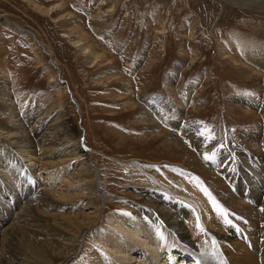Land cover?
Here are the masks:
<instances>
[{
  "label": "rangeland",
  "instance_id": "374dc122",
  "mask_svg": "<svg viewBox=\"0 0 264 264\" xmlns=\"http://www.w3.org/2000/svg\"><path fill=\"white\" fill-rule=\"evenodd\" d=\"M113 6L116 11L106 13ZM55 7L56 12L47 14ZM0 17V82L7 72L12 101L33 109L31 115L60 112L74 134L85 135L84 146L94 157L104 193L111 198L104 201L105 211L99 213L91 236L110 223L112 213L123 214L138 204L139 199L130 195L128 161L139 160L150 173L176 187L173 171L183 164L176 151L194 157L200 153L201 147H193L176 130L165 125L159 132L152 131L149 122L142 123L144 103L151 98L163 101L178 123L206 133L204 141L213 144L201 154L228 149L230 139L238 140L236 133L254 128L258 141L263 140L258 123L248 124L234 111L241 97L264 106V79L243 78L226 59V53L235 51L230 41L235 35L243 39L237 41L243 56L252 45L264 46L263 10L240 9L217 0H0ZM6 20L35 32L50 47L62 72L60 79L80 104L81 118L66 86L50 82V59L30 36ZM82 47L89 48L90 54ZM173 143L178 148L174 145V153L168 152L165 145ZM242 147L250 152L249 146ZM65 179L53 190L64 189L60 186ZM2 198L10 204V213L16 209L14 199L0 192V205L5 207L0 208V222L7 224L11 214ZM172 240L176 247L191 248L179 235ZM200 252L209 256L205 250Z\"/></svg>",
  "mask_w": 264,
  "mask_h": 264
},
{
  "label": "bare ground",
  "instance_id": "6f19581e",
  "mask_svg": "<svg viewBox=\"0 0 264 264\" xmlns=\"http://www.w3.org/2000/svg\"><path fill=\"white\" fill-rule=\"evenodd\" d=\"M217 1L264 11V0ZM54 11L56 7L47 14ZM115 11L113 6L106 13ZM6 23L26 33L49 59L51 56L50 82L60 86V66L50 47L35 32L9 20ZM230 39L236 47L233 53L225 52L231 68L243 78L258 75L264 79V46L252 45L243 56L237 45L242 37ZM82 49L90 54L89 48ZM7 77L6 72L0 82V192L14 199L16 210L10 213V204L1 199L11 215L7 224L0 222V264H192L193 259L195 264H264V137L258 141V129L236 133L238 140L230 139L228 149L201 154L212 143L204 141L206 133L178 123L163 101L151 98L144 103L142 123L149 122L152 131L159 132L165 125L176 130L193 147H201L200 153L194 157L176 151L177 158L183 159L182 166L173 171L176 187L150 173L139 160L128 161L132 170L129 185L133 184L130 195L139 199L138 204L123 214L112 213L110 223L91 236L99 213L105 211L104 201L111 199L104 193L92 153L62 119V113L34 111L31 115L33 109L17 106ZM235 107L237 117L248 124L258 123L264 134V106L241 97ZM157 138L167 142V138ZM170 145L165 148L174 153L175 144ZM242 145L249 146L250 152ZM43 176L48 179L45 183ZM65 177L60 186L65 188L54 191ZM87 209L93 212L86 213ZM177 235L191 248L171 243ZM200 249L209 256H203Z\"/></svg>",
  "mask_w": 264,
  "mask_h": 264
},
{
  "label": "water",
  "instance_id": "95a60500",
  "mask_svg": "<svg viewBox=\"0 0 264 264\" xmlns=\"http://www.w3.org/2000/svg\"><path fill=\"white\" fill-rule=\"evenodd\" d=\"M50 61H51V56H50ZM57 68H58L59 75L61 76V71H60L59 67H57ZM60 82H61V85H62V86H66V87H67V93H68V95H69V97H70V100H71V102L75 105L76 110H77V112L79 113L80 111H79L78 104H77L75 98L73 97V95H72V93H71V90H70L69 85H68L67 82H65L63 79H61ZM79 116H80V118H81L80 113H79ZM83 132H84V131H83ZM84 136H85V135L83 134V137H82V143L84 142V138H85ZM85 148H86V147H85Z\"/></svg>",
  "mask_w": 264,
  "mask_h": 264
},
{
  "label": "snow or ice",
  "instance_id": "6c2138e0",
  "mask_svg": "<svg viewBox=\"0 0 264 264\" xmlns=\"http://www.w3.org/2000/svg\"><path fill=\"white\" fill-rule=\"evenodd\" d=\"M206 159H209L210 157H205Z\"/></svg>",
  "mask_w": 264,
  "mask_h": 264
}]
</instances>
